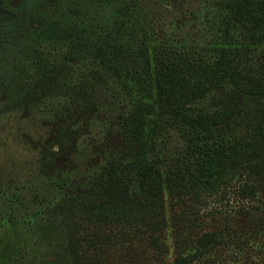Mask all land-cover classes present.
Segmentation results:
<instances>
[{
    "label": "trees",
    "instance_id": "16d2710c",
    "mask_svg": "<svg viewBox=\"0 0 264 264\" xmlns=\"http://www.w3.org/2000/svg\"><path fill=\"white\" fill-rule=\"evenodd\" d=\"M204 3L210 32L206 13L186 40L174 0H0L2 111L108 106L124 143L90 187L4 193L9 227L44 217L69 264H264V0Z\"/></svg>",
    "mask_w": 264,
    "mask_h": 264
},
{
    "label": "rangeland",
    "instance_id": "374dc122",
    "mask_svg": "<svg viewBox=\"0 0 264 264\" xmlns=\"http://www.w3.org/2000/svg\"><path fill=\"white\" fill-rule=\"evenodd\" d=\"M211 8L204 0H174L169 9L170 32L186 40H200L205 36L199 25L205 14L211 19L203 27L205 32H210L214 22ZM195 23H199L198 28H194ZM117 114L118 110L108 106L98 110L82 100L65 116L40 108L4 113L0 101V216L7 208L4 193L9 205L21 204L22 208L33 206L37 193L45 198L39 204L59 197L58 183L90 187L91 173L105 162L104 155L124 148L122 137L114 129ZM179 144L174 133H164L158 139L163 155L170 146ZM15 188L20 194L11 197ZM30 212L20 210L19 221L11 227L0 218V264H13L20 256L28 255L36 258V264H69L46 219Z\"/></svg>",
    "mask_w": 264,
    "mask_h": 264
}]
</instances>
